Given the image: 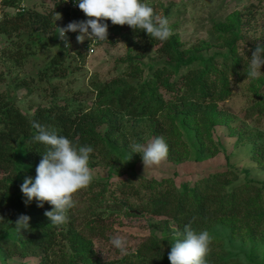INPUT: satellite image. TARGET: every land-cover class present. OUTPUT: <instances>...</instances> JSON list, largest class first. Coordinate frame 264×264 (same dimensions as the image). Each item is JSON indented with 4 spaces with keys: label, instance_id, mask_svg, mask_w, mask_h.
Here are the masks:
<instances>
[{
    "label": "trees",
    "instance_id": "obj_1",
    "mask_svg": "<svg viewBox=\"0 0 264 264\" xmlns=\"http://www.w3.org/2000/svg\"><path fill=\"white\" fill-rule=\"evenodd\" d=\"M52 1L48 12L38 10V7L44 8L43 2L33 6L27 0L24 12H3L0 19V38L4 37L6 43L11 42L12 34H16L18 38L26 36L28 39L25 44H22V40L17 41L16 50L9 48L7 52L0 49V56L7 54L14 65L19 66V60L34 54L33 50L27 48L31 42L35 44L36 40L46 41L52 46H58V52L50 59L44 73L50 74L49 80L65 79L74 74L69 56L70 49L76 46L69 32L65 47L64 41L58 37L59 28H63V20H71L74 13L82 14L81 21L85 20V14L79 8L71 9L63 0ZM147 1L145 0L146 3ZM19 3L21 0H3L1 7L11 8ZM149 6L154 9V14L168 16V7L163 3ZM245 14L237 10L225 20L212 21L210 34L215 43L202 40L197 46L189 48H183L180 37L171 31L174 24L169 27V37L159 41L151 39L141 30H133L127 25H113L110 20H105L109 32L104 40L98 41L95 48L121 41L129 50L139 49V53L133 57L129 53L126 58L120 59V62L126 63V70L133 71L130 73L131 77H138L140 73L142 66L138 59L154 48H158L156 52L167 58L168 63L156 70H153L152 65L148 66L151 68L149 75L141 84H129L118 79L99 85L93 84L91 91L96 93L95 100L93 107L87 111L82 105L71 109L67 104H51L38 107L28 116L20 111L9 90L0 92V248L4 251V259L19 256L38 257L39 264H100L94 256L92 243L94 240L102 243L113 236L112 224L119 216L117 214L109 217L106 212L103 215L101 212H92L90 208L91 212L84 214V221L80 225L75 224L74 218L72 221L67 218L63 224L54 225L44 215L45 211L52 208L49 203L45 202L43 207H38L35 200L25 203L20 185L26 177H35L36 165L42 159L41 153L45 151L43 144L32 139L37 131L32 127L33 122L56 132L57 135L66 136L77 145H91L94 149L89 157L91 169L104 165L110 172L114 168L120 172V167L117 166L121 161L116 159L120 154L119 149L122 147L123 152L135 156L131 154L129 145L142 142L136 134L141 123L144 128L142 131L148 132L153 138L161 136L165 139L168 145L167 156L171 159L185 160L193 153L196 161H199L204 152L217 154L218 150L213 149L211 129L199 125L198 122L206 119L218 120L233 132V127L229 125L232 116L221 111L217 105L230 98L233 93L230 76H237L236 80H240V83L247 79L248 61L243 55H238L243 26L253 19L252 13H247V19ZM49 44L44 47H49ZM215 46L224 50L206 55L201 52ZM83 50L84 47H76L72 51L76 52V57L84 58L86 54ZM14 79L10 85L7 84L9 88L28 82ZM250 82L252 90H259L258 86L264 87V74ZM260 95L264 97V93ZM124 116H129L130 120H125ZM241 133L243 134L242 131ZM184 138L189 142L184 143ZM253 141L259 143L261 152L264 151L261 140ZM20 150L24 152V159L19 156ZM127 154L125 155L129 158ZM253 157L255 158V154ZM25 160L34 164L31 169L21 167ZM232 171L210 176L201 182L186 185L183 189L164 186L156 188V185H162L164 181H150L144 186L149 194L143 197L145 203H142L143 206L138 211L163 219L153 226L164 234L171 229L169 222L177 227L181 236L185 224L191 223L192 228L199 231L207 230V227L211 229L214 222H223L233 225L232 235L246 231L254 239L264 243V232L261 231L264 230L261 189L245 183L227 190L228 186H233L230 176L235 175ZM123 174H126V178H119L117 187H112L111 192L104 188L103 193L107 195L108 201H116V204L118 201L121 204L127 196L137 195L133 191L136 189L131 183L132 178H139L141 181L144 179L140 175L133 176L131 172ZM90 189L83 188L81 192L86 195ZM102 201L103 199L98 203ZM72 211L73 208L68 213ZM127 212L137 215L129 210ZM20 215L29 217V226L25 230L17 231L14 222ZM253 215L255 217H251ZM253 222L256 227L252 226ZM241 224L244 228L239 226ZM14 232L16 238L13 236ZM176 238L179 237L175 235L173 240ZM246 239L248 240L247 237ZM173 240L170 237L158 238L150 235L137 241L136 253L134 252L136 264H162L160 256L170 251ZM212 244L215 246L217 239L210 238L205 264H229V260L222 259V250L210 254L209 247ZM125 264L135 263H131L129 259Z\"/></svg>",
    "mask_w": 264,
    "mask_h": 264
},
{
    "label": "rangeland",
    "instance_id": "obj_2",
    "mask_svg": "<svg viewBox=\"0 0 264 264\" xmlns=\"http://www.w3.org/2000/svg\"><path fill=\"white\" fill-rule=\"evenodd\" d=\"M27 1L32 2L33 6L35 3L40 4V2H43L44 8L38 7V10H45L46 12L49 11L48 9L53 3L52 0ZM147 3H163L168 7L169 27L175 25L171 31L180 37V42L184 45L183 48L197 46L202 40H211L212 21L225 20L229 14L237 10L246 13L245 19L249 18L247 13L253 15L251 22L243 26V38L238 44V55H243L245 59L250 58L253 47L257 43H264V0H148ZM10 10V8L3 9L0 6V19L3 17V12ZM81 18L82 14L74 13L70 19L81 21ZM71 20H63V26L65 27L67 22H71ZM108 29L107 32H109ZM70 35L75 41L74 44L77 49L86 44L84 40L82 42L76 40L78 33L70 32ZM20 38L16 34H12L11 42L6 43L5 38L1 37L0 49L7 52H9V48L16 50L17 41L21 42L22 40V44H25L28 39L26 36ZM29 41L31 42V40ZM213 42L215 43V41ZM48 44L46 41L38 40L35 41V44L31 42L27 48L33 50L34 54L24 56L22 60H19V66H15L14 62L7 57V54L3 57L0 56V92L9 90L20 111L28 116H31L38 107L51 104H67L71 109H77L82 105L85 111L90 110L93 107L96 94L91 91L93 84L99 85L117 79L129 84H141L149 75L151 68L148 66L152 65L153 70H156L168 63L167 58L161 57L156 52L158 48H154L153 51L146 52L144 57L138 59V62L141 63L139 65L142 66L140 67V75L131 77L130 73L132 74L133 71L126 70V63L120 62V59L126 58L129 53L133 57L136 53H139V49L129 50V47L120 41L114 45L108 43L100 45L92 55L78 58L76 52L72 51L75 47L70 49L71 55L69 56L72 60L71 66L74 74L65 79L49 80L50 74H45L44 69L48 66L50 59L58 52V46L49 44V47H44ZM223 50L221 47L215 46L208 51L202 50L201 52L206 55ZM261 71V75H263L264 66L261 67ZM236 77L235 75L230 76L233 90L230 98L217 105L221 111L232 116L229 125L233 127V132L231 133L230 128L218 120L206 119L198 122L199 125L211 129L213 149L218 150L217 154L211 155L204 152L199 157V161H196V156L193 153L185 160L171 159L166 156L158 164L145 168L139 154L129 156L127 152H123L124 149L121 147L119 149L120 154L116 157L117 160L121 161V164L117 166V168L120 167V172L115 171V166H112L114 168L112 172L104 165L90 168L92 170V180L86 188L91 189L86 195L81 192L82 189L74 194L75 204L73 211L67 214L68 220L72 221L74 218L75 224L80 225L84 221V214L91 212V210L95 213L101 212L103 215L106 212L109 217L119 214L116 222L112 224L111 232H113V235L125 237L128 248L126 254H121L108 243V239L102 241V243L94 240L92 243L93 251L98 263L125 264L130 259L131 263L136 264L134 256L137 241L150 235L158 238L170 237L172 240L175 235L177 236L179 230L172 222H169L171 229L164 234V232L156 230L153 226L163 219L138 211V208L143 206L142 203H145L143 197L149 194L144 186L149 184L150 181H164L162 185H156V188L164 186L183 189L186 185H192L210 176L233 170L235 177L230 176L233 186H228L227 190L240 185L243 186L246 183L250 187L261 189L263 195L261 202L264 203V151L261 152L259 143L253 141L261 140L264 143V97L260 95L264 93V87L258 86L259 90L257 88L252 90L251 79L247 78L240 83V80H236ZM14 78L28 82H22L21 86L9 88L7 84L10 85ZM80 91H84L83 94H78ZM198 116L201 117V114H198ZM124 119L130 120V117L124 116ZM143 129V123H141L136 129V134L142 139L141 143L146 144L153 137L148 132L142 131ZM183 140L184 143L189 142L188 139L185 140L184 138ZM254 154L255 158L253 157ZM20 155L24 159V152H21V150ZM33 165V163L25 160L22 162L21 167L31 169ZM128 172L133 173V176L136 177L140 175L144 179V181H141L139 178H132L131 183L136 189L133 191L137 195L127 196V199L124 198L126 200L122 201L121 204L118 201L117 204L116 201H108L107 195L103 193L104 188L106 187L111 192L112 187H117L116 184L119 183L120 179L126 178V174L123 173ZM101 199L103 201L98 203ZM91 205L93 206L91 207ZM128 210L137 213V215L129 214ZM212 225L211 229L207 227V231L211 239H217V244L215 246L212 244L209 247L210 254L222 250V259L229 260V264H264V243L261 240L254 239L246 231L232 235L233 225L231 223L214 222ZM239 226L244 228L242 224ZM252 226L256 227L254 222ZM261 231L264 232V230ZM244 235L248 240L246 237L244 238ZM13 236L16 238L15 232ZM168 252L160 256L162 264H170L167 258ZM213 258L215 259L214 256ZM39 263L38 257L20 258L16 256L11 259H4V251L0 248V264ZM138 264L151 263L140 262Z\"/></svg>",
    "mask_w": 264,
    "mask_h": 264
},
{
    "label": "clouds",
    "instance_id": "obj_3",
    "mask_svg": "<svg viewBox=\"0 0 264 264\" xmlns=\"http://www.w3.org/2000/svg\"><path fill=\"white\" fill-rule=\"evenodd\" d=\"M73 2L87 19L71 21L65 27L59 28L58 37L64 41L65 47L68 44L67 32L78 33V42L85 39L104 40L108 28L105 20H110L113 25H127L133 30H141L151 39L159 41L166 40L170 35L167 17L154 14V9L145 0ZM85 54L88 56L86 52ZM247 61L246 78L255 79L260 76L261 67L264 66V45L257 43ZM32 127L37 130L32 137L33 141L43 144L45 151L41 153L42 159L36 165L35 177H26L20 185V191L25 203L35 200L38 207H43L45 202L49 203L52 208L45 211L44 215L51 224L60 225L66 222L68 211L74 207V194L86 188L92 180L89 157L94 149L91 145H77L66 136L57 135L39 123L33 122ZM129 149L131 154L141 156L145 168L158 164L168 154V145L161 136L154 137L146 144L131 143ZM14 225L17 231L27 229L29 217L18 216ZM177 236L179 238L173 240L168 252L170 264H205L210 241L208 231H197L189 223L184 225L182 236L179 233ZM108 243L121 254L128 251L126 238L121 235L110 236Z\"/></svg>",
    "mask_w": 264,
    "mask_h": 264
},
{
    "label": "built area",
    "instance_id": "obj_4",
    "mask_svg": "<svg viewBox=\"0 0 264 264\" xmlns=\"http://www.w3.org/2000/svg\"><path fill=\"white\" fill-rule=\"evenodd\" d=\"M3 0H0V6H1V2H2ZM66 1V3L68 4V5H70L71 6V8L72 9H77L78 7L75 5V3L73 2V0H65ZM11 10L9 11L10 13H12V14H15V13H19V12H24L25 10H26V2L24 1V0H21V3H19L17 6H15V7H11L10 8ZM86 19H87V17H86ZM72 21V20H71ZM69 22H67V24H68ZM66 24V25H67ZM68 33V32H67ZM67 33H66V36H67ZM98 41L99 40H92V41H90V40H88L87 39V41H86V44L83 46L84 47V50H85V52L88 54V55H92L94 52H95V50H96V48H95V46L97 45V43H98Z\"/></svg>",
    "mask_w": 264,
    "mask_h": 264
}]
</instances>
